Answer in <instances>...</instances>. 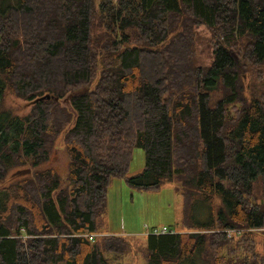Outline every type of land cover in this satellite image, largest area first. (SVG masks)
I'll use <instances>...</instances> for the list:
<instances>
[{
  "label": "trees",
  "instance_id": "obj_1",
  "mask_svg": "<svg viewBox=\"0 0 264 264\" xmlns=\"http://www.w3.org/2000/svg\"><path fill=\"white\" fill-rule=\"evenodd\" d=\"M249 72H264V0H0V264H117L104 253L129 241L102 231L115 179L182 197L146 264H264V91L245 93ZM58 143L64 173L44 166ZM134 146L145 164L128 175Z\"/></svg>",
  "mask_w": 264,
  "mask_h": 264
},
{
  "label": "rangeland",
  "instance_id": "obj_2",
  "mask_svg": "<svg viewBox=\"0 0 264 264\" xmlns=\"http://www.w3.org/2000/svg\"><path fill=\"white\" fill-rule=\"evenodd\" d=\"M99 1L94 0L96 6ZM212 61L211 34L209 29L202 24L195 29L194 62L198 66L208 67ZM256 71L258 73V69ZM247 79L245 93L248 96H256L264 91V72L261 76L254 72H249ZM210 92V104L213 105L223 97V84L219 82ZM3 105L14 113L25 114L30 108L31 102L6 95L3 99ZM58 145L44 166H52L59 172L64 173L68 157L61 144L58 143ZM144 164L145 154L143 149L139 146H134L128 167V175L141 171ZM18 170L12 171V179L20 175L17 173ZM106 200L105 226L102 231L122 234L130 244L129 251L123 255L104 253L113 263L146 264L143 250L146 246L147 234L152 229H160L162 226L173 228L175 231V227L180 226L182 197L177 193L174 183L165 182L156 190L143 191L129 187L121 179H115L107 188ZM97 235L95 233V236Z\"/></svg>",
  "mask_w": 264,
  "mask_h": 264
},
{
  "label": "built area",
  "instance_id": "obj_3",
  "mask_svg": "<svg viewBox=\"0 0 264 264\" xmlns=\"http://www.w3.org/2000/svg\"><path fill=\"white\" fill-rule=\"evenodd\" d=\"M227 234V236H230L232 233H237L239 230L235 229H225L224 230ZM175 230L172 228H169L167 226H162L160 229L154 228L150 231L152 234H166V233H174ZM89 238H93L95 234H89Z\"/></svg>",
  "mask_w": 264,
  "mask_h": 264
},
{
  "label": "water",
  "instance_id": "obj_4",
  "mask_svg": "<svg viewBox=\"0 0 264 264\" xmlns=\"http://www.w3.org/2000/svg\"><path fill=\"white\" fill-rule=\"evenodd\" d=\"M72 95H73V93H72V94H69L67 97H65V98L63 99L64 103L67 104L69 98H70ZM49 97H50L49 95H46V96H45V98H49ZM28 172H30V169H29V168H27V169H21V170H18V171H17V173H19V174H24V173H28Z\"/></svg>",
  "mask_w": 264,
  "mask_h": 264
}]
</instances>
